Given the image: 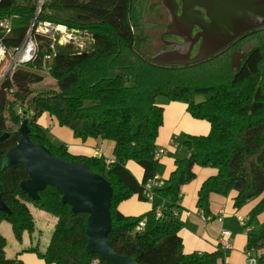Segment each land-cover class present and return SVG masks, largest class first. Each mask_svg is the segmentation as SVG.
Returning a JSON list of instances; mask_svg holds the SVG:
<instances>
[{
  "label": "trees",
  "instance_id": "1",
  "mask_svg": "<svg viewBox=\"0 0 264 264\" xmlns=\"http://www.w3.org/2000/svg\"><path fill=\"white\" fill-rule=\"evenodd\" d=\"M48 7L51 12H44L43 19L85 31L89 41L84 46L60 44L57 38L32 31V57L0 81V136L7 133L0 140V155L18 142V129L26 120L32 142L46 145L52 155L64 160L83 162L110 181L112 227L107 239L117 253L138 264H222L221 248L183 251L176 211L181 206V187L195 178L196 167L206 166L216 172L197 190L195 205L200 212L209 213L210 193L226 196L232 190L237 208L258 198L250 209V221L264 210V43L252 46L236 69L231 67L230 48L211 60L165 67L148 63L132 42L142 20L140 0H114L96 20H86L82 14L75 18L53 14V9L67 10L64 0H50ZM29 14L20 0H0V21L10 22L8 33L0 27V44L5 49L17 45ZM158 95L184 102L189 114L206 120L210 129L183 136L181 142L189 154L174 158L164 185L152 189V208L125 215L117 204L133 195L148 200L144 184L157 172L156 138L163 122ZM197 96L203 99L197 101ZM44 113L81 141H111L110 155L72 154L65 144L53 143L48 129L39 123ZM129 160L142 168L140 180L127 168ZM27 176L20 163L0 167V194L10 210L0 211V224L7 221L18 240L24 232H32L31 201L53 217L52 232L43 252L31 246L12 257L5 255L6 239L0 233V264H23V252H35L47 264H105L97 253L84 250L86 214L72 213L50 185L38 192V200L29 198L20 188ZM158 206L160 216L154 213ZM148 217L160 220L149 229H136ZM246 234L245 253L256 264H264V220Z\"/></svg>",
  "mask_w": 264,
  "mask_h": 264
},
{
  "label": "water",
  "instance_id": "2",
  "mask_svg": "<svg viewBox=\"0 0 264 264\" xmlns=\"http://www.w3.org/2000/svg\"><path fill=\"white\" fill-rule=\"evenodd\" d=\"M214 1L180 0V5L176 0H169V5L164 2L168 21L163 35H180L184 42L144 57L137 50L140 37H135L132 42L136 52L150 64L182 67L214 58L244 35L264 30V0H225L227 4L223 6ZM194 26L198 30L192 35ZM197 41L196 52L191 57ZM28 131L23 120L18 129V142L0 155V167H14L17 163L24 166L28 176L20 182V188L29 198L38 200V192L50 185L59 191L61 202L68 204L72 213H85L86 253H97L105 264H138L130 256L117 253L107 239L112 227L110 181L92 172L83 162H70L52 155L46 145L32 142ZM6 137L4 133L0 140ZM0 211L10 213L1 194Z\"/></svg>",
  "mask_w": 264,
  "mask_h": 264
},
{
  "label": "crops",
  "instance_id": "3",
  "mask_svg": "<svg viewBox=\"0 0 264 264\" xmlns=\"http://www.w3.org/2000/svg\"><path fill=\"white\" fill-rule=\"evenodd\" d=\"M156 102L163 107V122L158 130L156 144L157 148L165 149V152L158 157L156 174L161 180H165L173 169L174 158L189 154V150L181 142L183 136L185 134H205L209 131L210 125L206 120L192 117L186 109V104L182 101L170 100L162 95L156 97ZM39 119L42 125L48 129L51 141L56 144H65L70 153L110 155L111 141L94 138L81 141L72 135L69 128L60 126L49 114L44 113ZM126 166L136 179L142 178L143 171L138 164L129 160ZM215 172V168L212 167H196L195 178L181 187V206L176 211V216L181 221L179 234L182 238L183 251L190 253L220 248V242L224 238L223 231L227 230L230 231L231 247L225 252L221 263L251 264L245 253L246 232L249 228L256 227L254 223L258 225L264 220V210L250 221V209L256 204L258 198L237 208L233 206L236 192L232 190L226 196L210 193L209 213L200 212L195 205L197 190L202 181ZM117 208L125 215H139L150 210L152 203L149 199L141 200L133 195L120 201ZM158 220H160L158 217H148L145 227L147 228L149 222L158 223ZM20 258L23 264H47L35 252H23L20 254Z\"/></svg>",
  "mask_w": 264,
  "mask_h": 264
},
{
  "label": "rangeland",
  "instance_id": "4",
  "mask_svg": "<svg viewBox=\"0 0 264 264\" xmlns=\"http://www.w3.org/2000/svg\"><path fill=\"white\" fill-rule=\"evenodd\" d=\"M140 1L142 7V20L140 28L135 31V37H140L137 42V50L142 56L150 57L155 54L158 46L164 42V40L163 42L161 41V35L164 31L162 25L163 22L161 23L160 19V16H164L162 13L164 12V9L162 6L156 4L155 0ZM113 2L114 0H64V5L67 10L53 9L52 11L53 14L63 18H75L82 14L86 17V20H96L101 18L102 11L109 9ZM165 36L168 38L169 34H165ZM260 43H264V30L252 33V35L239 40L236 46L231 47L229 58L232 69H236L241 64L246 52L252 46ZM6 66V54L4 53L0 58L1 79H4L5 77H3V71ZM48 80H50V78H48L47 81ZM202 99V96L196 97L197 101ZM39 123H41L40 119ZM28 206L31 209L34 219V230L30 233L24 232L23 238L20 240L14 237L10 224L7 221H3L0 224V233L4 235L6 239L5 255L7 257H12L18 250L31 246L37 248L38 251L43 252L49 241L53 228V217L45 212L40 206L34 205L31 201L28 203ZM256 222L258 223L259 221ZM154 225V222H149L147 229ZM254 225L256 227L259 226V224L257 225L256 223H254Z\"/></svg>",
  "mask_w": 264,
  "mask_h": 264
},
{
  "label": "built area",
  "instance_id": "5",
  "mask_svg": "<svg viewBox=\"0 0 264 264\" xmlns=\"http://www.w3.org/2000/svg\"><path fill=\"white\" fill-rule=\"evenodd\" d=\"M29 10L30 14L26 21L25 28L22 30L21 36L17 42V45L13 48L5 49L1 44L0 49L6 54L7 66L4 68L3 77H10L16 66L21 65L23 62L29 60L35 50V43L32 40L31 33L34 29L57 38L60 44H76L78 46H84L89 41V36L85 31L79 29L68 28L64 24L55 23L49 19H43L42 14L44 12L50 13L48 3L50 0H20ZM0 27L4 33H8L10 30V22L6 19L0 21ZM2 80V79H1ZM165 152L163 147H158L155 155L161 156ZM164 185L163 180L154 174L144 184V195L150 200L153 197L152 189L161 187ZM156 216L161 215L160 207H156L154 210ZM209 218V217H207ZM145 218H142L136 226V229L141 230L145 226ZM224 238L220 242V248L224 253L231 247L230 231H223ZM251 264H256L254 259H249ZM227 264V263H222Z\"/></svg>",
  "mask_w": 264,
  "mask_h": 264
},
{
  "label": "flooded vegetation",
  "instance_id": "6",
  "mask_svg": "<svg viewBox=\"0 0 264 264\" xmlns=\"http://www.w3.org/2000/svg\"><path fill=\"white\" fill-rule=\"evenodd\" d=\"M156 1V4H158V5H160V6H162V8L164 9V12H162L163 14H164V16H160V19H161V23H162V25H163V31L165 32V30H166V25H167V21H168V14H167V11H166V9H165V6L163 5V3L165 2V3H167L168 5H169V0H165V1H163V0H155ZM176 2L180 5V0H176ZM214 2H216V4L217 5H220V6H223V5H226L227 3V1H225V0H216V1H214ZM194 7H197V5H194ZM179 12V11H178ZM160 23V24H161ZM198 30V28L196 27V26H194L193 27V29H192V35L196 32ZM172 31H174V30H172ZM161 41L163 42V40H164V42H163V44H161V45H159L158 46V48L156 49V52H155V54L157 53V52H159V51H164V50H170V49H172L173 47H175V43H182V42H184V40H183V38H182V36H180V35H175V34H169V36H168V38L165 36V35H161ZM166 39V40H165ZM169 42H174L173 44H168ZM198 42L199 41H197V42H195V44H194V46H193V49H192V51H191V53H190V56L192 57L194 54H195V52H196V49H197V45H198ZM229 48H231V46H229V47H227V48H225V50L223 49L216 57H218V56H220V55H222V54H224ZM154 54V55H155ZM215 58V57H214ZM214 58H211V59H214ZM211 59H209V60H211ZM207 61V60H206Z\"/></svg>",
  "mask_w": 264,
  "mask_h": 264
},
{
  "label": "bare ground",
  "instance_id": "7",
  "mask_svg": "<svg viewBox=\"0 0 264 264\" xmlns=\"http://www.w3.org/2000/svg\"><path fill=\"white\" fill-rule=\"evenodd\" d=\"M2 55H3V52H2V50L0 49V58L2 57ZM0 72H1V69H0ZM0 80H1V77H0Z\"/></svg>",
  "mask_w": 264,
  "mask_h": 264
}]
</instances>
